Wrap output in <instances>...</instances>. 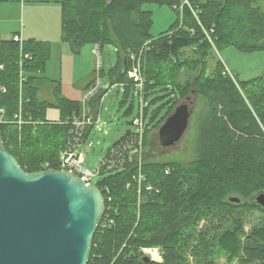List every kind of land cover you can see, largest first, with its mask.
I'll use <instances>...</instances> for the list:
<instances>
[{"label": "trees", "instance_id": "1", "mask_svg": "<svg viewBox=\"0 0 264 264\" xmlns=\"http://www.w3.org/2000/svg\"><path fill=\"white\" fill-rule=\"evenodd\" d=\"M261 1L188 0L185 4L184 0H60L62 42L74 53L86 45L100 46L101 50L108 44L114 46L118 62L110 71L109 87L122 84L127 98L134 93L127 76L132 67L130 54L151 41L150 50L142 58L145 100L159 89L169 93L172 103L164 119L146 126L145 149L150 133L193 92L208 102L207 110L196 122L193 160L152 162L144 157L145 180L141 185L133 157L121 172L100 177L98 188L106 199L105 214H110L114 224L104 227V215L88 264H184L190 248L192 252L196 248L213 254L208 232L202 229L192 241L185 236L188 229H197L206 218L218 219L210 230L220 231L219 257L229 264H264V219L243 239L244 220L234 217L237 209L264 212L255 203V197L264 193V74L240 81L218 61L209 75L206 60L213 46L205 33L210 34L218 51L229 46L245 52L264 50ZM147 4L168 5L179 16L157 39L150 34L153 14L144 10ZM51 47L48 42L36 40H0V88L6 90H0V109L5 110L0 137L28 173L42 171L45 165L60 170V155L71 129L67 121L83 112L81 102L62 96L59 84L52 83L54 102L40 99L38 75L46 70ZM187 49L193 50L190 59L184 58ZM200 67L197 76L180 82L183 72H197ZM22 73L26 80L21 85ZM102 76L106 74L102 72ZM107 93L102 91L86 105L94 120L99 118ZM53 108L60 113L57 122L47 118L48 110ZM148 113L146 107V117ZM19 114L22 125L15 120ZM156 118L153 116L151 121ZM93 130L87 129L83 142ZM132 134L127 133L116 147ZM125 153L129 155L128 150ZM149 186L152 191H147ZM230 197H239L242 203H231ZM229 219L233 220V230L224 229V222H220ZM245 240L248 246H243ZM152 247L161 248L162 262L145 261L141 250Z\"/></svg>", "mask_w": 264, "mask_h": 264}, {"label": "water", "instance_id": "2", "mask_svg": "<svg viewBox=\"0 0 264 264\" xmlns=\"http://www.w3.org/2000/svg\"><path fill=\"white\" fill-rule=\"evenodd\" d=\"M191 100L161 127L160 146L182 140L195 109ZM229 201L242 203L239 197ZM255 203L264 209V193ZM105 213V197L96 185L68 171L28 173L0 137V264H88Z\"/></svg>", "mask_w": 264, "mask_h": 264}, {"label": "rangeland", "instance_id": "3", "mask_svg": "<svg viewBox=\"0 0 264 264\" xmlns=\"http://www.w3.org/2000/svg\"><path fill=\"white\" fill-rule=\"evenodd\" d=\"M38 0H10L8 2H0V27L9 29V27L13 26L11 29L10 35H5L2 40H11L17 32L29 29L35 33H38L40 36V32L38 28H40V24L36 20V16L42 13L45 10L53 11L51 8L46 7L49 5L48 3H39ZM202 2H206L207 0H201ZM19 3V4H16ZM185 4H188V0H184ZM27 5L28 17L23 21L24 16V5ZM56 7H61V4H54ZM260 8L264 9V0L260 3ZM144 10L150 11L153 14V25L150 30V34L154 39L159 38L163 33H166L169 28L178 20L179 16L177 12L168 5H156V4H147L144 7ZM61 11V8H60ZM23 26H27V28H23ZM244 29L240 30L243 31ZM62 31V30H61ZM7 32V30H6ZM34 40L32 38H25V41ZM213 40V39H212ZM42 42V41H41ZM214 42V41H213ZM147 44H151V41ZM211 44V43H210ZM212 45V44H211ZM213 49L211 55L206 60V65L208 67V74H212L215 70L216 63L218 61H222L228 73L237 78L240 81H248L255 79L257 77H261L264 74V50H257L252 52H245L239 50L236 46H229L220 51L216 49L215 44L212 45ZM85 47V46H84ZM83 47V48H84ZM104 51L102 52L103 59V68L105 70L106 78L104 81L105 86L110 85V71L116 66L118 62V51L112 45H106ZM193 50L187 49L184 53V58H192ZM202 67V66H201ZM201 67L197 72H183L180 77V82H186L189 77H195L201 71ZM104 79V77H103ZM123 87V86H122ZM191 97V96H190ZM194 98H189L192 103H195V109L191 116L190 123L187 131L185 132L182 140L173 146L164 148L160 146L159 139V130L167 121V119L175 112H172L168 117H166L165 121L162 125L157 129L153 130L149 135V146L148 149H145L143 146V158L146 157L148 161L152 162H167V161H180V162H189L195 158L194 155V142L196 139V122L200 115L205 112L208 108V102L200 96L192 95ZM41 100H46L45 97L40 96ZM125 99V100H124ZM157 99H162L158 101ZM172 97L169 95L167 91L157 90L154 92V95L148 99V101L143 100L145 102L146 107L149 109V113L147 117L145 116L144 109V122L147 126H152L156 122L158 123L162 119L165 118L166 114L169 111V107ZM186 100L184 99L180 104L184 103ZM141 101L140 97L132 93L128 98L126 97L125 88H119L117 86H113L111 90L107 93L102 100L101 103V111L99 118H101L103 125V129H97L90 134L86 143L83 144L80 149L81 152L86 154V162L84 166L89 168L93 173L97 171V169L101 165V161L106 159L109 155V152L112 151L118 142H121L122 139L127 135V132L130 130L132 133H135L137 127L133 124V121L140 116L141 111ZM180 106V105H179ZM178 106V108H179ZM51 110V109H50ZM48 110V113L49 111ZM47 113V118L49 119ZM50 118H55L54 113L50 112ZM60 114V113H59ZM156 116V120L154 122L151 121V118ZM156 123V124H157ZM155 124V125H156ZM132 140L136 141L135 138ZM130 142V140H129ZM128 152L132 153V148L128 147ZM136 158V157H135ZM116 173H105L102 178H108L110 176H114ZM96 183V182H95ZM139 183V182H138ZM235 218H241L244 220V233L240 235L243 239L246 238V233H248L252 228L258 227L263 219L264 212H259L257 210H245V209H237L234 214ZM218 219L210 218L204 219L198 225L197 229L190 228L187 230L185 236L186 239L190 238L189 241L194 239L195 234L201 231L202 229L205 232L209 233V240L212 243V248L214 249L213 254H209L204 249H200L197 251L195 248L194 251L190 250L186 251V263L184 264H206L210 261H215V264H229L226 262L224 257H219L218 255V240L220 235V231L218 230H210L211 226L217 224ZM224 222L223 227L226 230L234 229L233 220H225L220 221ZM219 222V223H220ZM228 223V224H227ZM210 230V231H209ZM193 245H196L193 244ZM243 246H248L246 240L243 241ZM153 248V247H152ZM159 251V255L162 257L163 253L161 248L155 247ZM151 248H144L141 250L143 253H146L147 250ZM150 256V255H149ZM158 259V258H157ZM155 261V260H154ZM163 260L158 259L157 262H162ZM233 264H239L237 261Z\"/></svg>", "mask_w": 264, "mask_h": 264}, {"label": "built area", "instance_id": "4", "mask_svg": "<svg viewBox=\"0 0 264 264\" xmlns=\"http://www.w3.org/2000/svg\"><path fill=\"white\" fill-rule=\"evenodd\" d=\"M207 39L209 43L214 45L210 34L206 32ZM13 41L18 43H23L21 37L14 36ZM149 44H146L141 50L137 53L130 54V60L132 61V67L128 70L127 76L128 79L132 82L135 87V94L140 97L141 111L139 118L133 121V124L137 127L135 133H133L129 140H126L124 144L115 147L112 152L109 153L106 159L101 161L100 167L97 169L95 173H93L89 168L84 166L86 162V154L81 152V148L83 146V140L85 133L89 127H94L95 131L97 129H103L104 123H102L101 118H97L94 120L89 111L87 110V103L95 96L99 95L102 91L108 90V92L113 87H105L104 79L102 76L103 68V59L102 52L100 46H96L94 50V54L97 58L96 67H95V82L93 86L88 89L84 93L83 100L81 101L83 105V112L81 115L73 116L72 119L68 120L67 123L71 124V129L69 131V137L66 143L64 150L60 155V170L68 171L73 175L80 178L87 185H96L98 187V182L100 177H102L105 173H118L121 172L127 163L128 160L136 157L137 162V171H138V182L141 185L145 180V174L142 170L143 165V146H144V133L146 129V124L144 122V109L146 108L145 102L143 103L144 97V89H145V79L143 75V67H142V58L143 54L146 51H149ZM25 58H30L26 56ZM26 80V76L24 73L21 74V85ZM0 90L5 93V88H0ZM107 95V94H106ZM105 95V96H106ZM104 99V98H103ZM146 101V100H145ZM5 110L0 109V123L4 122ZM144 118V119H143ZM15 120L19 125L24 124L21 114L15 116ZM133 138L136 141L132 140ZM128 147L132 148V153L129 152V155L126 156V151ZM50 166L45 165L44 170H49ZM171 170L166 171L167 174H170ZM96 182V183H95ZM152 191V187H147V191ZM102 191V190H101ZM103 193V192H102ZM106 200V199H105ZM107 210V209H106ZM106 215V214H105ZM114 224V220L110 216V214L106 215V219L104 222L105 226H112ZM146 255V253H144ZM150 255V256H149ZM146 257L150 258L152 261H158V259L162 260V257L159 255V251L157 248L153 247L147 250ZM158 258V259H157Z\"/></svg>", "mask_w": 264, "mask_h": 264}, {"label": "crops", "instance_id": "5", "mask_svg": "<svg viewBox=\"0 0 264 264\" xmlns=\"http://www.w3.org/2000/svg\"><path fill=\"white\" fill-rule=\"evenodd\" d=\"M37 2H46L49 4L46 5V7L53 10H45L36 16L37 22L41 25L40 28H38L40 36L38 33L29 29H26L24 33L23 31L19 33L17 32L14 36L21 37L23 41H25V38L28 37L36 41L48 42L52 46L51 58L46 66V70L44 74L38 75V77L41 78L40 96L45 97L46 101L54 102L53 93L55 86L52 83H55L56 85L59 84L63 97L70 101L81 102L83 100L84 93L90 89L95 82V67L97 58L94 54V50L96 49V46L86 45L79 53H74L70 45L62 42L61 39V7L59 8L54 5L60 4V0H38ZM26 11L27 5L25 4L24 16L22 18L24 22L28 17V11L27 13ZM12 28L13 26L9 27V29L0 27V40H2L5 35L11 36L10 33H13L11 32ZM23 28H27V26H23ZM104 50L105 49H102L101 51ZM103 72L105 73V70ZM105 79H107L106 76H104V81ZM109 86L110 85L107 87ZM116 86L119 88H125L122 84H118ZM52 111L57 112L53 114L55 117L53 119L50 118V112ZM48 116V120L51 122H57L60 119L59 111L55 108L49 111ZM86 141L87 139L83 144H85Z\"/></svg>", "mask_w": 264, "mask_h": 264}]
</instances>
